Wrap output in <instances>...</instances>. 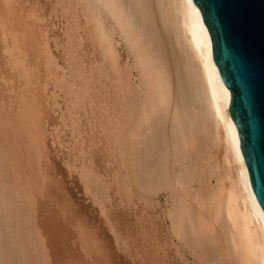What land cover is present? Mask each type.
Wrapping results in <instances>:
<instances>
[{
  "label": "bare ground",
  "instance_id": "6f19581e",
  "mask_svg": "<svg viewBox=\"0 0 264 264\" xmlns=\"http://www.w3.org/2000/svg\"><path fill=\"white\" fill-rule=\"evenodd\" d=\"M23 2L0 0V264H264V213L192 0L70 3L56 109L20 96L46 85Z\"/></svg>",
  "mask_w": 264,
  "mask_h": 264
},
{
  "label": "water",
  "instance_id": "95a60500",
  "mask_svg": "<svg viewBox=\"0 0 264 264\" xmlns=\"http://www.w3.org/2000/svg\"><path fill=\"white\" fill-rule=\"evenodd\" d=\"M211 58L228 92V111L252 191L264 213V0H192Z\"/></svg>",
  "mask_w": 264,
  "mask_h": 264
},
{
  "label": "rangeland",
  "instance_id": "374dc122",
  "mask_svg": "<svg viewBox=\"0 0 264 264\" xmlns=\"http://www.w3.org/2000/svg\"><path fill=\"white\" fill-rule=\"evenodd\" d=\"M24 2V5H23V3H22V6H24L25 7V9L27 10L28 8L27 7H31L29 10H32L33 9V7H34V9L32 10L33 11V13H35L34 14V16L33 17H35L38 21H36V20H34V24L37 22V24H35L34 26H33V23L30 21V27H33V29L35 30V31H39V33H41L42 34V39L43 38H45V34L48 36V37H46L45 39H41V40H39L40 38H38V40L39 41H41V43L40 42H38L39 43V45H38V43H37V48H36V50L38 51H40L41 53L37 56V55H34V56H32V58H33V62L35 63V62H37V67H35V72H33V74H32V78L33 77H36L37 78V75H38V73L40 74H43V79H44V83L46 84V85H44V87H45V89H43L42 90V88L41 89H34V91H33V89H32V91L30 92H26V93H22V94H20V96H23V97H29V98H31V100L32 101H34L35 99H39L40 98V96L44 99L45 98V96H49L48 97V105L50 106V107H53L52 106V104H55V102L57 103V98L59 99V97H62L61 95L62 94H60V93H63V91H62V89H58V88H56V87H59L60 85L59 84H61V82L64 80V81H66L65 80V78L64 77H66V76H68L67 75V72H66V70H64L65 68H66V64H65V55L63 54V52H62V49H63V47H66L67 45H65V44H67V42H68V40H69V38L67 39V36H69V32H71V33H73V31H71V29L72 30H74V36H73V39L75 38H77V35L78 34H76L77 32H76V30H75V25L77 24V21H76V19H75V16H76V11H75V7H73L74 5H77L76 3H77V0H67V2L68 3H65V2H62V3H60V1L59 0H30V2H32L31 4H30V2H27L28 0H23ZM26 1V2H25ZM36 1V2H35ZM59 1V2H58ZM66 1V0H65ZM42 2V3H41ZM52 2V3H51ZM54 2H57V3H60L59 5L58 4H54ZM25 3H26V5H25ZM34 3H36V4H34ZM49 3V4H48ZM70 3H73V6H72V4H70ZM28 4V5H27ZM33 4V5H32ZM30 5V6H29ZM35 5H37V6H35ZM49 5V6H48ZM68 5H71L72 7H70V9H68ZM46 7V8H45ZM62 7V8H61ZM67 7V8H66ZM39 8H41V9H39ZM62 11H61V10ZM66 10V11H65ZM35 11V12H34ZM39 11H41V13L39 12ZM49 11V12H48ZM64 11V13H62ZM38 13H40V17H39V14ZM50 13V14H49ZM48 14V15H47ZM65 14V15H64ZM37 15V16H36ZM42 15V16H41ZM46 15V16H45ZM63 15V16H62ZM69 15H71V16H69ZM43 16H45L44 18H43ZM41 17H42V20H41ZM49 17V18H48ZM64 17V18H63ZM40 20H39V19ZM73 18V20L71 21V19ZM67 19H68V21H67ZM70 25V26H69ZM20 33V35L22 36V33L21 32H19ZM40 34V35H41ZM37 35H36V42L38 41L37 40ZM67 40V41H66ZM48 41V42H47ZM17 42H18V40H17ZM19 42H20V38H19ZM46 43V44H45ZM41 44V45H40ZM1 45V48H0V51H1V53H2V50H6L7 51V48H8V50L9 49H11V48H9L11 45H9V44H6V45H4V44H0ZM4 47H3V46ZM8 45V46H7ZM5 46H6V48H5ZM13 46V45H12ZM41 46V47H40ZM15 47V46H14ZM13 47V48H14ZM38 47H40V48H38ZM3 48H5V49H3ZM41 49V50H40ZM47 50H48V52H47ZM6 51L4 52L5 54H6ZM0 53V62H1V60L3 59V57H5V55H4V53L3 54H1ZM48 54H51L50 55V57H48L49 55ZM27 58V57H26ZM26 58H23V59H25L26 60ZM50 59V60H49ZM32 62V63H33ZM54 62L55 63H57L56 65H54ZM23 65H24V63H23ZM22 65V66H23ZM56 66V67H55ZM58 67V68H57ZM65 67V68H64ZM4 68V67H3ZM49 68V69H48ZM56 68H57V70H56ZM7 68H4V69H2L3 71V73H4V71L8 74H10V72H11V69H10V71L8 72V70H6ZM23 69V68H22ZM56 71H55V70ZM24 70V69H23ZM47 70V72L48 73H45L44 71H46ZM41 71V72H40ZM2 72H0V74H3ZM12 73V72H11ZM62 73L64 74V76H61L62 75ZM36 74V75H35ZM45 74V75H44ZM50 74V75H49ZM53 74V75H52ZM1 76V75H0ZM3 76V75H2ZM1 76V77H2ZM52 78H51V77ZM0 77V78H1ZM44 77H47V78H44ZM49 77V78H48ZM63 77V78H62ZM56 78V79H55ZM62 78V79H61ZM49 80L50 79V81H47V80ZM59 85V86H58ZM73 85H77L76 83H73ZM53 87V88H52ZM37 90V91H36ZM38 90H39V92H38ZM61 90V91H60ZM39 93H40V95H39ZM52 93V94H51ZM26 94H27V96H26ZM43 96H42V95ZM64 94V93H63ZM39 95V96H38ZM58 95H59V97H58ZM65 95V94H64ZM31 96V97H30ZM52 96V97H51ZM52 98V99H51ZM56 99V101L54 102V100ZM43 101H45V100H43ZM58 104V103H57ZM55 107V108H54ZM53 108L54 109H56L57 107L56 106H54ZM60 117V116H59ZM59 119H57V122L55 123V126H57L58 127V129L59 130H61V131H59V130H57V131H59L60 133V135L58 134V139H61L62 137L64 138V137H67V134H63V132L62 131H64V128H63V126L61 125V123H60V120L58 121ZM58 123H60V124H58ZM62 127V128H61ZM62 132V133H61ZM51 136V135H50ZM57 136V135H56ZM62 136V137H61ZM62 138V139H63ZM66 167V165H60V170L62 171V175H64V179H65V181H66V183H68L69 182V179L67 178V169L65 168ZM66 177V178H65ZM76 184V187L75 188H73V190H75V189H79V190H81V187H82V184L81 183H79V181L77 182V183H75ZM78 194H81V192H78ZM97 214V213H96ZM95 214V215H96ZM149 216V215H148ZM150 217H152L151 215H150ZM97 218H98V216H97ZM149 218V217H148ZM149 219H151V218H149ZM91 220V218H89V222L92 224V221H90ZM100 229H104L105 231H106V233H107V225H106V223L105 222H101V224H100ZM110 233V232H109ZM111 234V233H110ZM114 250V249H113ZM116 264H128L123 258H120L119 260H117L116 261Z\"/></svg>",
  "mask_w": 264,
  "mask_h": 264
}]
</instances>
